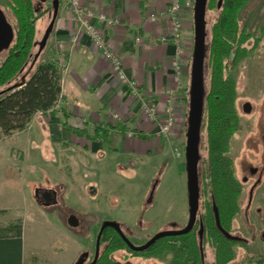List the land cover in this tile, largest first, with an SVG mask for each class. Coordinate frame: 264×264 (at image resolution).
Wrapping results in <instances>:
<instances>
[{"label":"rangeland","instance_id":"obj_1","mask_svg":"<svg viewBox=\"0 0 264 264\" xmlns=\"http://www.w3.org/2000/svg\"><path fill=\"white\" fill-rule=\"evenodd\" d=\"M44 1L49 5V11L40 12L36 19L35 41H40L51 19V0ZM0 5L14 23L10 8L3 0ZM61 8L67 9L65 0H59L58 13ZM178 14L183 32V17ZM213 14L210 12L206 17V49ZM240 22L247 23V32L251 35L245 46L254 45L255 49L234 70H225L236 82L235 107L240 123V129L231 138L228 153L234 163V175L242 187V209L234 218L231 234L248 242L234 248L237 264L264 256V232H261L264 220L257 213L256 218L245 214L249 188L262 168L259 184H264V0H252L242 10ZM190 24L192 52V17ZM52 34L53 29L45 51L53 46L56 53ZM37 48L35 46V51ZM5 55L6 52L0 53V61ZM208 81L205 62L204 82L208 84ZM246 107H249L248 112ZM48 118V114L34 115L24 131L0 136V226L20 222L25 264H69L82 252L89 250L92 254L96 233L105 220L121 222L133 231L139 230V240H134L135 243L160 228H178L172 222L182 225L186 222L185 144L172 149L168 147L162 154L154 156L112 151L104 157L101 152L96 155L83 151L84 139L75 144V138L69 135L63 141L49 136L40 138ZM39 191L54 192L55 201L44 202ZM70 216H73V223L69 221ZM123 232L128 234L126 229ZM118 254L120 252L115 255ZM212 259L209 250L207 260L211 263ZM143 263L145 261L136 258L128 261V264Z\"/></svg>","mask_w":264,"mask_h":264},{"label":"trees","instance_id":"obj_2","mask_svg":"<svg viewBox=\"0 0 264 264\" xmlns=\"http://www.w3.org/2000/svg\"><path fill=\"white\" fill-rule=\"evenodd\" d=\"M251 1L207 0L205 18L210 12L214 14L210 17L206 52L209 81L205 83L199 143L197 219L190 232L161 238L142 251L143 255H159L172 250L176 264L183 261L187 264H237L234 248L248 244L245 239L230 240L223 236L215 224L213 205L221 226L231 233L234 218L240 211L242 187L234 175V163L228 153L231 138L240 129V123L235 107L236 82L225 70H234L255 49L254 45L245 46L251 35L247 32V23L240 22L242 10ZM8 5L15 24L13 40L0 61V136L25 130L36 113L52 111L63 99L62 67L53 46L48 52L45 46L34 60L38 51V48L35 51V22L39 16L35 0H8ZM109 128L98 125L92 135H85L89 140L98 139L109 144L112 135ZM200 224L203 226L201 245ZM123 247L125 243L118 234L105 227L96 264H111L109 255ZM209 250L213 258L211 263L207 260ZM263 262L264 256L260 255L240 264ZM0 264H23L19 221L0 226Z\"/></svg>","mask_w":264,"mask_h":264},{"label":"crops","instance_id":"obj_3","mask_svg":"<svg viewBox=\"0 0 264 264\" xmlns=\"http://www.w3.org/2000/svg\"><path fill=\"white\" fill-rule=\"evenodd\" d=\"M81 3L92 15L91 22L101 29L110 49L119 57L125 79L134 81L145 98L154 103L158 121L144 116L138 100L127 89L125 79L119 78L110 61L77 24L67 6V9L59 10L52 34L62 67L63 99L52 111L35 114L49 115L48 125L43 128L40 138L49 136L63 141L69 135L75 138V144L84 139L83 151L96 155L101 152L104 157L112 151L124 155L154 156L162 154L168 147L184 146L192 54L189 42L191 9L185 10L181 5L178 10L185 28L176 44L171 39L159 40L162 35L170 36L165 13L171 0H81ZM99 14L117 22L106 25L98 20ZM177 53L182 64L178 78L173 68ZM171 103L174 105V124L170 132L163 135L160 126ZM33 119L34 116L30 123ZM98 125L110 127L109 144L87 139L85 134L92 135ZM129 131L133 134L128 135ZM54 196L53 192L56 199ZM247 199L246 217H255L257 213L263 221L264 184L253 188L250 201L249 197ZM60 224L63 226L62 222ZM76 258L69 264H73ZM22 263L25 264L23 246Z\"/></svg>","mask_w":264,"mask_h":264},{"label":"water","instance_id":"obj_4","mask_svg":"<svg viewBox=\"0 0 264 264\" xmlns=\"http://www.w3.org/2000/svg\"><path fill=\"white\" fill-rule=\"evenodd\" d=\"M192 19H193V50L189 71V87H188V111L186 119V132H185V170H186V186H187V202H188V218L186 225L177 230L160 231L152 236L145 244L135 246L122 233L118 222L114 220H105L102 222L100 229L96 236L95 241V258L90 263L93 264L98 256L99 240L101 231L105 227H112L117 230L127 245L134 250H144L151 245L155 240L160 237L168 235H181L190 232L197 219V212L199 208V175H198V162H199V143L201 137V129L204 119V97H205V62H206V4L207 0H193ZM59 0L52 1L51 19L46 27L40 41H38V51L34 56L37 58L41 50L45 47L49 38L50 32L53 29L55 19L58 14ZM220 5V3H219ZM13 38V30L7 22L4 13L0 9V50L7 49ZM24 78H22V82ZM249 111V107L245 108ZM154 186L150 192L149 200L153 195ZM253 187L249 192V201L251 199ZM213 213L215 217V224L218 230L230 240H243L241 237L235 236L230 232L223 229L219 221L218 211L213 205ZM203 237V226L200 224L199 240L200 245ZM201 249V246H200ZM79 264V263H76Z\"/></svg>","mask_w":264,"mask_h":264},{"label":"built area","instance_id":"obj_5","mask_svg":"<svg viewBox=\"0 0 264 264\" xmlns=\"http://www.w3.org/2000/svg\"><path fill=\"white\" fill-rule=\"evenodd\" d=\"M66 5L72 12L77 24H79L84 32L90 37L92 43L99 49V51L110 61L113 69L117 72L120 79H125L121 62L119 57L110 49L109 45L105 41L103 37V33L101 29L95 26L91 22L92 15L85 9L82 5L81 0H65ZM183 5L186 8H193V0H171L170 6L166 10V15L169 21V34L162 35L159 37L160 41H167L171 39L176 44H178L179 39L181 37L182 32V21L179 17V8ZM98 20L106 25H111L117 22L116 19H112L107 17L104 14L98 15ZM137 41L140 40L139 37L136 38ZM173 68L176 72L177 78L180 76L182 71L181 61L178 57V53L173 60ZM127 89L135 97L138 102L140 109L144 116L151 121H158L157 110L153 102L147 100L141 90H139L137 84L132 81L125 79ZM174 105L171 103L166 108L165 120L164 123L160 126V133L166 135L170 132L173 124H174ZM133 132L129 131L128 135H132ZM176 154L179 155L178 150H176Z\"/></svg>","mask_w":264,"mask_h":264},{"label":"flooded vegetation","instance_id":"obj_6","mask_svg":"<svg viewBox=\"0 0 264 264\" xmlns=\"http://www.w3.org/2000/svg\"><path fill=\"white\" fill-rule=\"evenodd\" d=\"M5 2V4L9 7L8 5V0H3ZM36 1V6H37V10L38 12H45V11H49L48 7L49 5L44 1V0H35ZM52 1H50V6L52 8ZM10 8V7H9ZM0 9L2 10V12L4 13L5 15V18L7 20V22L10 24V26L12 27V30H13V36H14V24L15 22H11L12 20H9V17L6 13V11L4 10V8L0 5ZM11 10V9H10ZM13 40V38H12ZM12 42V41H11ZM37 45L38 46V41H36ZM11 44V43H10ZM10 46V45H9ZM46 46V45H45ZM9 48V47H8ZM7 49H3V50H0V53H4L6 52ZM43 50V49H42ZM41 50V51H42ZM263 164H264V155H263ZM255 171L258 170V167L256 169H254ZM253 171V170H252ZM262 172H263V168L260 169V172H259V175L257 176V179L256 181L250 186V189L251 187L255 188L260 180H261V175H262ZM249 189V190H250ZM41 196H42V199L44 202L46 203H50V202H53L55 201V199L53 198V193L52 192H49V191H39ZM71 217L73 216H70V223H73L74 220L71 219ZM187 223V220L186 222L182 225V224H179L177 222H172V224H175V226H177L178 228L174 227V228H170V229H164V228H160L158 229L155 233L151 234V235H148V234H145V238L143 241L139 242V243H135L134 240H139V235H140V232L139 230L138 231H133L130 229V227L128 226H125L123 223L121 222H118L119 226H120V229L122 231V233L124 234V236L127 238V240H129V242H131L133 245L135 246H140V245H143L145 244L152 236H154L156 233L160 232V231H166V230H177V229H181L183 228ZM195 225V224H194ZM101 226V225H100ZM112 228V227H110ZM100 229V228H99ZM98 229V231H99ZM117 234L118 236L124 241L125 243V247L121 248V249H118L114 252H112L110 255H109V258L111 259V264H128V261L132 258H136V259H142L143 261H145V263L143 264H149V263H152V264H161V263H167V264H176L175 262V258H174V252L172 250H165L163 253L159 254V255H143L142 254V251L144 250H134L132 248H130L127 243L125 242V240L122 238V236L120 235V233L115 230L114 228H112ZM123 229H126L128 234L124 233L123 232ZM97 231V233H98ZM102 232V231H101ZM97 233H96V236H97ZM187 234V233H185ZM142 235V234H141ZM182 235V234H181ZM169 236H177V235H168V236H163V237H160L158 238L157 240H155L154 242L158 241L159 239L161 238H164V237H169ZM101 237V235H100ZM95 241H96V238H95ZM153 242V243H154ZM152 243V244H153ZM151 244V245H152ZM150 246V245H149ZM148 246V247H149ZM147 247V248H148ZM146 248V249H147ZM95 250H96V247H95V243H94V250H93V253L90 254L89 253V250L87 252H82L80 253V255L77 256L76 260L74 261L73 264H76V263H79V264H90L94 258H95ZM101 252V248H100V240H99V249H98V256ZM120 252V254L118 255H115L116 253ZM90 256V259H88V257ZM98 256L95 260V262L93 264H96L97 262V259H98ZM180 264H187V262L183 261L181 262Z\"/></svg>","mask_w":264,"mask_h":264}]
</instances>
